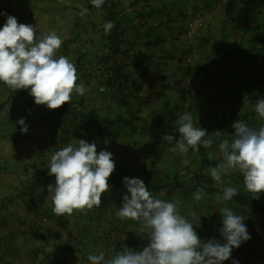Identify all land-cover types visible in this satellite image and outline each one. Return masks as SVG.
<instances>
[{
    "label": "crops",
    "instance_id": "obj_1",
    "mask_svg": "<svg viewBox=\"0 0 264 264\" xmlns=\"http://www.w3.org/2000/svg\"><path fill=\"white\" fill-rule=\"evenodd\" d=\"M25 1L31 2L24 5L48 4V0ZM0 2V13L36 26L37 34L54 31L61 37L57 54L75 64L77 83L85 88L83 95L73 93L70 104L50 110L46 105H34L23 94L27 90L14 91L0 83V264H90L88 256L101 251H123L126 247L142 251L149 240L140 231L139 222L117 216L127 194L125 177L141 179L154 197L176 203L202 241L215 238L224 243L221 208L229 207L243 216V223L252 211L247 202L238 203L234 197L220 202L224 187H235L237 193L264 206V192L250 193L238 169H230L220 183L210 175V168L223 162L219 144L234 139V122L243 121L253 128L264 124L255 111L257 101L264 99V20L247 16L242 8H236L239 4L234 0H119L117 31L124 41L116 62L122 65L126 61L119 72L112 61L103 59L108 50L103 25L114 20H107L103 12L97 22L88 20L86 14H80L87 5L84 0L76 10H72L71 0H61L45 11V17H17L26 13L20 0ZM65 13L76 17L75 31L67 25L72 35L65 43L70 47L64 44ZM0 16H4L0 17L2 27L6 16ZM135 31L139 39L133 43ZM75 34L80 38L77 43L72 40ZM88 36L95 38L93 53L87 47ZM155 39H161V44L146 45ZM136 49H142V57H137ZM88 54L94 55L95 63H87ZM118 81L123 84L124 101L141 117L138 127L146 123L147 140L132 139L131 128L121 123L107 131L100 126L117 113H125V106L119 110L120 99L115 95ZM185 112L191 114L196 127L207 130L205 139L213 141L210 147L201 145L199 152L189 149L182 154L171 151L175 141L167 144L162 140L165 134L179 139L176 118ZM21 118L28 128L26 133L21 132ZM216 131L221 134L216 135ZM76 133L90 137L85 140L94 142L97 152L112 153L115 170L100 207L57 216L47 188L55 184V176L48 174V166L56 151L69 144L78 146L81 138ZM123 134L129 137L121 138ZM147 155L154 158L148 166ZM184 160L189 163L185 165ZM204 160L214 164L204 168ZM198 188L205 190L200 201L193 197ZM253 218L254 230H263L264 210L255 212ZM252 239L243 243L250 244ZM243 243L233 248L231 257L222 264H233L234 260L244 264Z\"/></svg>",
    "mask_w": 264,
    "mask_h": 264
},
{
    "label": "clouds",
    "instance_id": "obj_2",
    "mask_svg": "<svg viewBox=\"0 0 264 264\" xmlns=\"http://www.w3.org/2000/svg\"><path fill=\"white\" fill-rule=\"evenodd\" d=\"M94 7L100 8L104 0H91ZM88 9L84 8L81 15ZM131 11V9H128ZM6 16V22L0 27V83L16 91L30 90L29 95L37 105H46L55 110L64 104H70L73 93L83 95V84L77 83L78 72L69 57L57 52L63 40L56 32L37 34L36 26L18 23L16 17ZM105 33L114 27L108 21L104 25ZM256 113L264 118V99L255 105ZM18 123L21 132L28 131L25 121ZM179 139L165 134L162 140L167 144L175 141L171 151L187 154L189 149L199 152L203 145H212L206 129L196 127L191 114L185 112L177 119ZM234 139L231 143L223 140L219 144L223 162L210 168V175L217 183L230 169H238L246 189L253 194L264 192V124L258 128L236 121ZM220 132L216 131V135ZM211 159V155L209 156ZM183 163L187 165L188 160ZM50 176H55V184H49L52 212L57 216L72 215L74 211L91 210L101 206V196L110 189L109 178L115 170L112 153L106 150L97 152L96 144L80 139L78 146L71 144L56 151L48 166ZM127 194L117 212L121 219L139 222L140 231L147 235L149 243L142 251H133L126 247L123 251H104L90 254V264H222L231 257L233 248H239L251 239L244 218L229 207L219 211L222 214L220 234L224 243L215 238L202 241L192 223L182 215L177 204L156 198L139 178L125 177L123 180ZM204 188H198L193 197L196 201L203 198ZM235 187H224L220 202L232 200L237 195ZM233 264H239L234 260Z\"/></svg>",
    "mask_w": 264,
    "mask_h": 264
},
{
    "label": "trees",
    "instance_id": "obj_3",
    "mask_svg": "<svg viewBox=\"0 0 264 264\" xmlns=\"http://www.w3.org/2000/svg\"><path fill=\"white\" fill-rule=\"evenodd\" d=\"M137 1H141V0H137ZM242 2L245 6L264 9V0H242ZM118 5H119V0H104L103 5L100 8H98V10L103 12L104 16L107 17V20H111V19L114 20L113 23H115V27L113 30L111 29L107 35L108 50L106 55L103 56V59L108 62L112 61V64L114 65V70L116 69L120 72L122 66L126 64V61H124L122 65L116 62V59L119 56L120 52L121 53L123 52V49H121V45L122 42L124 41V39L120 37V34L117 31V27L119 25V22L116 20V17H118V13H119L117 11ZM138 17H142L141 14ZM145 17H146V13H145ZM76 34L73 36L72 40L77 43L78 39L80 40V38ZM135 34L136 35L134 37L133 43H135L136 40L139 39V36H137L138 34L137 31H135ZM161 42H162L161 39H155L153 41H148L146 45L148 46L153 45V47H156V45L161 44ZM29 91L30 90L23 91V94L24 95L26 94L31 100L34 101V98L29 95ZM115 95L118 97L117 99H120V101L118 100L117 103H119L121 106L123 105L125 106L126 108L125 114L123 115L122 113H117L114 119L105 122L106 124L105 123L101 124L100 126L103 127L104 131L109 130L110 127L115 123H123L125 120H127L126 114H128L129 116L131 115L134 116L138 121L141 120V117L137 115L134 111H132L128 102L124 101L123 84H121V82L119 81L117 82ZM34 105L38 107L42 106V105H37L35 102ZM0 110H1V106H0ZM87 118L88 120H92L93 116H87ZM132 127L135 128L138 127V125ZM75 136L84 140L90 138V137H86L85 135H81L77 133L75 134ZM212 164H214L212 161L208 162L204 160L203 162L204 168L211 166ZM159 186L161 185H158V188ZM233 199L238 203L247 202L246 204H249L252 210L247 221H245L244 224L246 225V227H248V233L250 234V236H253V239L251 240L250 244L243 243L241 247V253L243 254V255L241 254L243 257L242 263L245 264L248 261L257 262V263L264 262V241L261 240L262 237H264V229L258 231L254 230V228L257 225L254 223V218H253L255 212H261L264 210V206H262L260 203L256 202L255 200L250 199L248 195L240 192H238V194ZM261 226L264 227V224Z\"/></svg>",
    "mask_w": 264,
    "mask_h": 264
},
{
    "label": "rangeland",
    "instance_id": "obj_4",
    "mask_svg": "<svg viewBox=\"0 0 264 264\" xmlns=\"http://www.w3.org/2000/svg\"><path fill=\"white\" fill-rule=\"evenodd\" d=\"M22 3H23V6L26 10V13H27V16H26V13H21V16L18 15L17 17H45L44 13L46 10L50 11L49 9L50 8H53L54 6H57L60 4L61 0H48V4L46 5H40V2H35L33 5H24L25 2H31V1H25V0H20ZM235 3L239 4L236 8H242L244 13L249 16V17H257L256 18V21H258V19L262 22L264 20V12L262 14L260 10L258 9H255L254 7H250V6H241L242 5V0H234ZM72 3H74V5H72V10H76L78 7H79V4L81 2V4L83 3V0H71ZM84 2H86V7L88 9L86 15L84 17H88V20L91 19V20H94V21H98L99 19H101V11L98 10V8L94 7L91 3V1L89 0H84ZM80 4V5H81ZM3 4L0 2V12H2L3 10ZM22 6V8H23ZM0 17H4V16H0ZM48 17V16H46ZM63 17H68V21L64 22V28H65V34H66V37L64 38V44H68V43H65L67 40H69V37L72 35L70 32H69V28L67 27V25H70L71 27V32L75 31V27H74V21H75V18L76 17H71L68 13H65L63 15ZM260 17V18H259ZM58 24V23H56ZM253 24H256L253 23ZM55 25V24H54ZM40 26H41V23H40ZM41 33V32H40ZM95 36V35H93ZM251 37L249 35V41H250ZM248 41V43H249ZM72 44V43H71ZM77 45V44H76ZM140 47H142L141 44H138ZM264 45V44H263ZM69 46V44H68ZM74 46V45H73ZM70 47V46H69ZM75 47V46H74ZM87 47L90 49L91 53L94 52V49H95V38L94 37H91V36H88V39H87ZM138 50V55L137 57L140 58L142 57V49H136ZM130 51V50H129ZM61 54H57V57H59ZM90 55V59L87 61V63H95V58H94V55L93 54H88ZM126 57L128 58L127 54H126ZM1 95V94H0ZM129 104V103H128ZM130 105V104H129ZM2 106V105H0ZM14 105L11 104L10 107H13ZM124 106V105H123ZM118 107H119V110L120 108L122 107L119 103H118ZM131 107V106H130ZM123 109V108H122ZM182 110H184V108H182ZM125 114V113H124ZM123 114V115H124ZM126 119L123 123H121L122 126H125L127 125L126 128H131V134H129V136H131L132 139H137L139 138L140 141L145 139L146 140L149 138L148 137V134L146 132V129H148L146 127V123L143 122V126L140 128V127H135L133 128L132 126H135V125H138V120L134 117V116H129L128 114H126ZM176 121H177V118H176ZM106 124V123H105ZM166 125L168 126L167 122H166ZM169 128H172V126H170ZM151 129V128H150ZM145 130V131H144ZM144 131V133H143ZM221 134V133H220ZM127 136V134H123L121 136V138H125V137H129ZM215 138V137H214ZM150 155V154H149ZM149 155L146 156L149 157ZM126 159V157H125ZM153 159L154 158H151V156L147 159V163L149 162L150 160V163L147 164V166L151 163H153ZM175 169H177V167L175 166ZM193 184V182H192ZM158 187V186H157ZM159 188H161L159 186ZM158 188V189H159Z\"/></svg>",
    "mask_w": 264,
    "mask_h": 264
}]
</instances>
